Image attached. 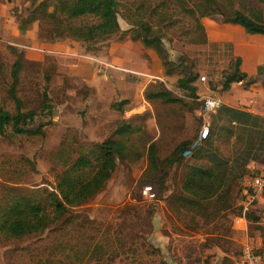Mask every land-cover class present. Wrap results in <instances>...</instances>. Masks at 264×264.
<instances>
[{"label":"rangeland","instance_id":"rangeland-1","mask_svg":"<svg viewBox=\"0 0 264 264\" xmlns=\"http://www.w3.org/2000/svg\"><path fill=\"white\" fill-rule=\"evenodd\" d=\"M40 1L0 2V105L16 110L10 90L13 65L19 61L17 94L24 110L36 112L32 125L43 124L44 130L30 135L8 128L0 134V219L9 202L23 193L42 196L43 189L55 188L57 175L95 143L113 136L122 120L135 131L124 139L128 155L118 160L105 189L71 209V221L60 219L46 233L29 237L0 232V264H241L246 233L256 246H264V193L256 205L260 222L237 220L242 177L264 171V120L258 128L239 126L220 114L223 105L217 113H204L202 98H221V83L235 57L230 45L208 42L203 18L193 12L198 0H121L120 32L92 45L53 38L50 25L32 21L30 13ZM230 1L245 12L264 14V0H220ZM207 18L211 25L209 20L221 17ZM141 22L162 33L176 64L173 74L153 48L135 39L133 30ZM184 66L199 73L198 99L179 85ZM161 85L186 104L148 100L146 92ZM123 99L128 103L120 110L116 104ZM204 120L211 123L209 138L168 170L163 185L149 181V144L156 142L159 157L165 158L181 141L195 139ZM214 155L229 164L234 204L216 217L213 211L199 215L174 200L189 168L209 167ZM147 185L153 186L155 198L145 194Z\"/></svg>","mask_w":264,"mask_h":264},{"label":"trees","instance_id":"trees-1","mask_svg":"<svg viewBox=\"0 0 264 264\" xmlns=\"http://www.w3.org/2000/svg\"><path fill=\"white\" fill-rule=\"evenodd\" d=\"M180 1L184 2V0ZM51 6H54L53 11H50ZM120 6L121 0H42L30 15L32 21L39 20L46 26L50 25L49 32L54 36L53 38L71 37L92 45L108 40L120 32ZM193 12H196L199 18L220 16V19L214 18V20L239 24L248 33L264 34V20H261V16L254 18L236 7L232 1L226 4L220 0H198ZM128 30L132 31V28ZM133 31H135V39H140L146 47L153 48L163 63L166 66L170 65L167 73L173 74L176 64L169 58L162 33L145 22H141ZM230 65L231 70L225 74L221 83V92L230 90L232 84L239 81H243L248 88L259 80V76L264 75V64L259 67L256 78L242 71L239 56L235 57ZM20 66L19 61L13 65V83L10 90L16 103V110L11 112L0 105V134H6L8 128H12L17 134H43V124L38 127L32 125L36 118L35 110H24L23 100L17 94ZM183 72L184 76L179 79L180 87L188 90L191 97L198 99L199 88L195 82L199 73L194 71L192 66H184ZM44 97L47 101V93ZM146 98L150 101L160 100L166 104H186L183 97L173 94L163 85L154 91H147ZM127 103L128 99H123L117 102L116 106L123 110ZM226 110L242 123H247L254 117L241 109L226 107ZM134 131L133 124L122 120L118 123L113 136L95 143L87 152L81 153L70 167L57 175L55 188L43 189L42 196H38V193L34 195L35 191L25 192L21 197L10 201L1 214L0 232L10 238L29 237L46 233L51 229L52 223L60 219H63V223L71 221L72 217L67 218L71 209L85 205L105 189L117 168L118 160L125 159L128 155L129 146L124 139H129ZM195 139L181 141L165 158L159 157L158 146L152 141L147 152V172L150 178L148 180L163 185L168 170L185 159V153L192 148ZM213 158L214 163L207 168L199 166L189 168L183 179L182 193L174 196V200L182 203L183 206L195 209L199 215H207L208 211H213L212 214L216 217L221 209H231L234 204L231 202L233 185L228 181L229 164L226 159L218 155H214ZM258 202L256 201L246 214L248 222H260L261 217L256 213ZM50 206L53 209H50ZM210 206L215 208L210 209ZM238 209V216H242L240 204ZM258 252L263 253L264 246H261ZM42 264H54V262L48 260Z\"/></svg>","mask_w":264,"mask_h":264},{"label":"crops","instance_id":"crops-1","mask_svg":"<svg viewBox=\"0 0 264 264\" xmlns=\"http://www.w3.org/2000/svg\"><path fill=\"white\" fill-rule=\"evenodd\" d=\"M258 17L256 14L246 12ZM260 16V15H259ZM263 16V17H262ZM261 20H264L262 14ZM207 17H203V22L207 32V40L210 43H226L231 46L234 57H241V70L251 77H258V69L264 64V34L248 33L239 24L224 23L220 20H209L213 24H207ZM211 28H209V26ZM117 53L114 55L116 56ZM155 61L156 58L153 57ZM129 64V63H127ZM133 67L131 64H129ZM129 66V67H130ZM243 81L234 82L231 89L221 95L223 106L241 109L252 114L247 123L239 122L232 117L228 110H223L220 114H225L232 123L244 127H260V121L264 120V81L257 80L250 87L243 86ZM201 92L199 91V96ZM239 105H242L241 107ZM217 110L214 113H217ZM258 118V119H256ZM263 198V197H262ZM258 246V245H257Z\"/></svg>","mask_w":264,"mask_h":264},{"label":"built area","instance_id":"built-area-1","mask_svg":"<svg viewBox=\"0 0 264 264\" xmlns=\"http://www.w3.org/2000/svg\"><path fill=\"white\" fill-rule=\"evenodd\" d=\"M206 77L202 76V80ZM203 111L205 114L214 113L219 110L222 105V99L217 96L205 95L203 98ZM211 123L209 120H204L196 139L193 142L192 148L185 155L189 156L193 150L197 149L210 136ZM145 194L150 199L155 198L156 194L152 185H147L144 188ZM264 193V171L257 174H246L241 185V200L242 216H238V221L247 223L246 214L251 210L256 201L263 197ZM260 247L254 244V241L246 233V238L241 244V264H264V252H258Z\"/></svg>","mask_w":264,"mask_h":264}]
</instances>
